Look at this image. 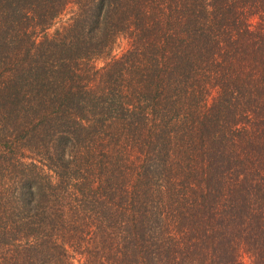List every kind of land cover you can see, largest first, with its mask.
I'll use <instances>...</instances> for the list:
<instances>
[{
  "label": "trees",
  "instance_id": "16d2710c",
  "mask_svg": "<svg viewBox=\"0 0 264 264\" xmlns=\"http://www.w3.org/2000/svg\"><path fill=\"white\" fill-rule=\"evenodd\" d=\"M0 264H264V0H0Z\"/></svg>",
  "mask_w": 264,
  "mask_h": 264
}]
</instances>
